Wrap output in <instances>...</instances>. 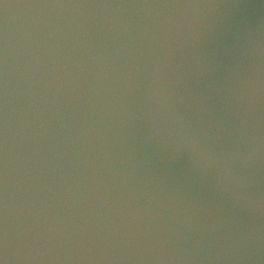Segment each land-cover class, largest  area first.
I'll return each mask as SVG.
<instances>
[{"label":"water","instance_id":"95a60500","mask_svg":"<svg viewBox=\"0 0 264 264\" xmlns=\"http://www.w3.org/2000/svg\"><path fill=\"white\" fill-rule=\"evenodd\" d=\"M0 264H264V0H0Z\"/></svg>","mask_w":264,"mask_h":264}]
</instances>
